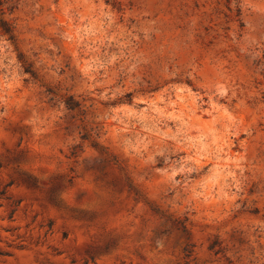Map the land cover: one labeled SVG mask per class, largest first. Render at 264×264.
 Masks as SVG:
<instances>
[{"label": "rangeland", "instance_id": "obj_1", "mask_svg": "<svg viewBox=\"0 0 264 264\" xmlns=\"http://www.w3.org/2000/svg\"><path fill=\"white\" fill-rule=\"evenodd\" d=\"M1 1L0 264H264V0Z\"/></svg>", "mask_w": 264, "mask_h": 264}, {"label": "trees", "instance_id": "obj_2", "mask_svg": "<svg viewBox=\"0 0 264 264\" xmlns=\"http://www.w3.org/2000/svg\"><path fill=\"white\" fill-rule=\"evenodd\" d=\"M5 10L3 7V2L0 0V33L3 36L9 37L10 40H14V32L13 29L10 27L7 20H5ZM68 106H72L71 103H69Z\"/></svg>", "mask_w": 264, "mask_h": 264}]
</instances>
